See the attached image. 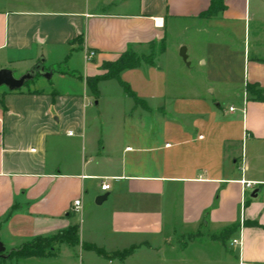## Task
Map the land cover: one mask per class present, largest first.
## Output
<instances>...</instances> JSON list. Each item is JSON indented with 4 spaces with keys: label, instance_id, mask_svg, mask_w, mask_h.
<instances>
[{
    "label": "crops",
    "instance_id": "1",
    "mask_svg": "<svg viewBox=\"0 0 264 264\" xmlns=\"http://www.w3.org/2000/svg\"><path fill=\"white\" fill-rule=\"evenodd\" d=\"M213 2L0 0V69L19 77L44 58L50 73L39 86L0 91L5 246L53 237L79 216L80 245H68L63 264L264 263V0H223L224 10L208 17ZM169 21L193 25L209 85L242 86L237 106L223 108L221 94L187 95L183 81L170 83L159 51L154 66L121 73L143 105L114 79L93 95L89 81L107 73L105 63L150 54ZM183 66L176 55L173 73ZM247 182L258 184L251 201ZM85 243L113 257L83 251ZM60 247L55 257L17 264H59ZM130 249L124 260L114 256Z\"/></svg>",
    "mask_w": 264,
    "mask_h": 264
},
{
    "label": "rangeland",
    "instance_id": "2",
    "mask_svg": "<svg viewBox=\"0 0 264 264\" xmlns=\"http://www.w3.org/2000/svg\"><path fill=\"white\" fill-rule=\"evenodd\" d=\"M74 3L77 5L81 2V0H73ZM136 1V0H134ZM87 2H97V0H84V7L87 4ZM108 10V9H107ZM110 12H114L113 8L110 9ZM167 35H166V40L164 42L165 46V56L159 60V63L163 68H165L169 73H170V83L172 81L175 82L176 80L183 81L185 83V93L192 94L195 96H203L207 98H214V99H219L220 94L222 95L223 99L218 101L221 103L223 108L228 109L231 105H236L237 106V101L235 100L236 94H242L243 93V88L242 86H226V85H221V84H211L209 85L206 81V68L204 65H199L198 63V54H199V43L196 38H195V29L193 25L191 24H176L174 22H168V28H167ZM198 45H197V44ZM196 44V46H195ZM161 46V44H160ZM181 46V47H180ZM158 46H154V49L152 52L146 56H140L139 57H144L147 60H150L154 55H157L159 51ZM182 48H186L187 51L191 53V56L187 53V56L191 58L190 60L185 61L182 56H181V50ZM178 55L180 59L182 60L184 66H183V71H178L177 73L174 69V57ZM210 61V60H209ZM175 77V78H174ZM43 79L42 76H38L33 82H30L27 84L24 88L28 87H33V85L37 84L38 81ZM36 86H39L38 84ZM3 89H6L5 87L0 88V91ZM213 91L215 93H213ZM245 161L250 163V155L247 153L245 150V155H244ZM258 188V186L256 187ZM249 190L247 193V201L252 200V194L256 190ZM252 197V198H251ZM97 204V203H96ZM74 223H76L78 226L82 225V222L79 218V216H76L74 218ZM82 233H79V237H81ZM82 238V237H81ZM196 240H199L198 237H193ZM237 238V235L234 237ZM233 238V239H234ZM232 239V240H233ZM231 239H226L224 242L228 245V250L226 253L234 259V261H237L239 259V249L235 248L234 246L230 245L232 243ZM87 244V243H85ZM20 245H17L16 248H20ZM7 252L11 251L12 247L10 244L7 243L6 245ZM226 248V249H227ZM68 249H71L68 245H63L60 247V255H61V262L59 264H63L65 261L66 255H68ZM80 248H77L76 253L77 255L80 256L79 253ZM87 251V250H83ZM2 259V258H0ZM5 264H17L18 258L12 257L8 259H2ZM189 264H196V263H189ZM258 264H264V263H258Z\"/></svg>",
    "mask_w": 264,
    "mask_h": 264
},
{
    "label": "trees",
    "instance_id": "3",
    "mask_svg": "<svg viewBox=\"0 0 264 264\" xmlns=\"http://www.w3.org/2000/svg\"><path fill=\"white\" fill-rule=\"evenodd\" d=\"M223 0H214L212 6L206 13V16L211 17L217 15L219 12L223 11ZM165 39L161 43L159 48V54L165 52L164 46ZM157 55H154L150 60L145 59L144 57H139L134 53L127 52L121 56V58L113 63H105L103 68L107 73L103 76L96 77L89 81V86L92 90L93 95L98 99L100 97V92L98 90V82L101 80H117L124 92L134 100L136 105H143L144 102L140 101L134 92L131 90L130 86L123 82L121 79V73L126 70H133L140 68L143 64L154 66ZM79 226H72L68 230L58 233L53 237L47 238H36L30 242L23 244L20 248L14 249L11 251V254L8 258L16 257L21 258H45V257H55L59 253V247L61 245L67 244L70 246L80 245V240L78 237ZM84 249L87 251H92L100 257L110 259L113 256L107 254L105 251L98 249L97 247L89 244L83 245ZM8 253V252H7ZM133 249L125 251L123 253H117L114 256H118L120 259L124 260L131 256ZM7 258V259H8Z\"/></svg>",
    "mask_w": 264,
    "mask_h": 264
},
{
    "label": "water",
    "instance_id": "4",
    "mask_svg": "<svg viewBox=\"0 0 264 264\" xmlns=\"http://www.w3.org/2000/svg\"><path fill=\"white\" fill-rule=\"evenodd\" d=\"M182 58L187 61V49L182 48L181 50ZM45 59L41 58L40 62L37 63L31 70L26 72L25 74L17 77L15 72L10 69H0V88L5 87L11 92L19 91L23 89L27 84L33 82L38 76H42L47 78L50 73L46 72L44 66ZM257 193L253 194V197H256ZM107 200V195L100 197L97 199L96 203L101 205L104 201ZM11 251L7 253L6 246L0 241V258L7 259Z\"/></svg>",
    "mask_w": 264,
    "mask_h": 264
},
{
    "label": "built area",
    "instance_id": "5",
    "mask_svg": "<svg viewBox=\"0 0 264 264\" xmlns=\"http://www.w3.org/2000/svg\"><path fill=\"white\" fill-rule=\"evenodd\" d=\"M156 25L162 27V26H163V19H156ZM95 57H96V53H95L94 51L87 50V59H88V60L93 59V58H95ZM230 111H234V108H231ZM245 162H246V161H245V159H244V157H243L242 172L245 171ZM245 184H246V186H247L248 188H255V187L258 186L257 183H253V182H247V183H245ZM101 190H102V192H104V193H105V192H108V191L111 190V185L105 182V183L102 184V186H101ZM73 210H74V212H75L76 214H79V213L81 212V210H82V201H81L80 199H78V200H76V201L74 202ZM233 243H234V245H239V244H240V242L237 241V240H235Z\"/></svg>",
    "mask_w": 264,
    "mask_h": 264
}]
</instances>
